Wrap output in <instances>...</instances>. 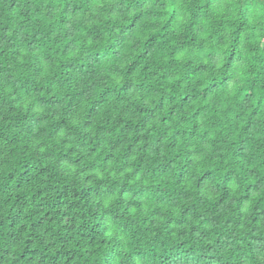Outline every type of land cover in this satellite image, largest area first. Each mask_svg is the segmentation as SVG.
I'll use <instances>...</instances> for the list:
<instances>
[{
  "label": "clouds",
  "instance_id": "9594fccd",
  "mask_svg": "<svg viewBox=\"0 0 264 264\" xmlns=\"http://www.w3.org/2000/svg\"><path fill=\"white\" fill-rule=\"evenodd\" d=\"M0 264H264V0H0Z\"/></svg>",
  "mask_w": 264,
  "mask_h": 264
}]
</instances>
